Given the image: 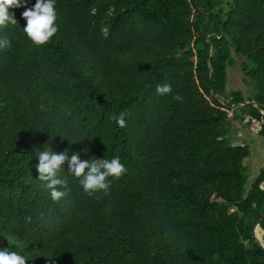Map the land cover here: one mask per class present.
Listing matches in <instances>:
<instances>
[{
	"label": "trees",
	"instance_id": "16d2710c",
	"mask_svg": "<svg viewBox=\"0 0 264 264\" xmlns=\"http://www.w3.org/2000/svg\"><path fill=\"white\" fill-rule=\"evenodd\" d=\"M56 7L45 45L24 32L23 7L10 9L18 24L0 26L10 41L0 48V249L26 264H264L253 239L258 222L264 232V168L245 189L248 146L226 137L235 111L264 141V0ZM234 56L250 100L225 91ZM165 82L172 93L160 95ZM121 111L123 128L112 119ZM44 144L118 155L127 171L93 195L69 175L56 202L34 167Z\"/></svg>",
	"mask_w": 264,
	"mask_h": 264
},
{
	"label": "clouds",
	"instance_id": "9594fccd",
	"mask_svg": "<svg viewBox=\"0 0 264 264\" xmlns=\"http://www.w3.org/2000/svg\"><path fill=\"white\" fill-rule=\"evenodd\" d=\"M29 4L30 0H0V26L18 24L15 13L10 9L23 7L22 16L26 18L24 32L34 44L45 45L59 30L57 0H35L34 4L28 6ZM9 44L8 38H0V48ZM156 90L160 95H167L172 93V85L168 82L157 84ZM176 98L183 99L179 94H176ZM126 115L125 111H121L118 116L114 114L112 119L123 128L127 124ZM57 134L66 137L63 133ZM83 139H77L76 142H82ZM68 140L71 141L69 138ZM89 152L88 147L73 150L70 145L62 151H57L52 145L45 146V144L35 151V156L38 157L34 165L37 178L49 189L53 201L59 202L71 191L69 175L78 178L83 190L93 195L100 190L110 191L112 184L110 177L119 178L127 171L126 165L118 155L111 158L105 155L87 156ZM27 260V255L12 250L10 246L0 249V264H26Z\"/></svg>",
	"mask_w": 264,
	"mask_h": 264
},
{
	"label": "rangeland",
	"instance_id": "374dc122",
	"mask_svg": "<svg viewBox=\"0 0 264 264\" xmlns=\"http://www.w3.org/2000/svg\"><path fill=\"white\" fill-rule=\"evenodd\" d=\"M243 59L234 56L233 66L227 69V84L225 91L227 93L238 91L241 93L244 100H250L253 98L254 89L242 74L240 64ZM233 109V108H232ZM235 111H231L228 116V126L226 127V137L234 145H247L249 149V155L243 160L245 167V175L247 178L245 189L249 187L252 181L262 168H264V141L257 133V125L253 122L247 124V121H240L235 119ZM264 188V184L261 185ZM260 239L259 243L264 246V232L259 228ZM256 236V235H255Z\"/></svg>",
	"mask_w": 264,
	"mask_h": 264
},
{
	"label": "water",
	"instance_id": "95a60500",
	"mask_svg": "<svg viewBox=\"0 0 264 264\" xmlns=\"http://www.w3.org/2000/svg\"><path fill=\"white\" fill-rule=\"evenodd\" d=\"M244 104H247V103H243V104H241V105H244ZM251 104H252L253 106H255L256 108H258V105H257L256 103L251 102ZM232 108H233V107H232ZM263 184H264V182H263ZM255 227H259V222L255 225ZM255 227H254V228H255ZM253 239H254V241H255L258 245H260L262 248H264V246L261 245V244L259 243L258 239H257L256 236L254 235V229H253Z\"/></svg>",
	"mask_w": 264,
	"mask_h": 264
}]
</instances>
